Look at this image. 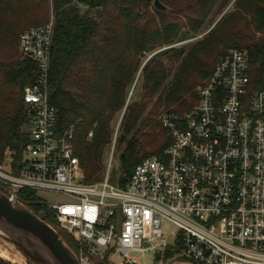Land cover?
Wrapping results in <instances>:
<instances>
[{
  "label": "built area",
  "instance_id": "1",
  "mask_svg": "<svg viewBox=\"0 0 264 264\" xmlns=\"http://www.w3.org/2000/svg\"><path fill=\"white\" fill-rule=\"evenodd\" d=\"M51 19L19 35V51L39 76L22 92L29 118L21 160L15 164L7 149L0 162L3 192L17 200L21 189L65 195L66 202L45 203L111 264L114 256L138 264L131 254L154 250L153 264H264V89L251 87L247 51L229 48L191 109L161 114L170 143L139 162L125 186L110 181L119 124L103 178L87 183L74 128L58 131L49 99ZM76 255L78 264H95L82 248Z\"/></svg>",
  "mask_w": 264,
  "mask_h": 264
},
{
  "label": "trees",
  "instance_id": "2",
  "mask_svg": "<svg viewBox=\"0 0 264 264\" xmlns=\"http://www.w3.org/2000/svg\"><path fill=\"white\" fill-rule=\"evenodd\" d=\"M160 1L165 9L146 0H0V162L7 149L15 164L21 160L29 118L22 92L39 76L37 63L19 51V35L47 22L51 3L49 99L58 110V131L74 128L87 183L103 178L120 117L112 183L125 186L139 162L162 154L170 137L161 114L195 106L197 87L229 48L247 51L251 87L264 89V0ZM232 1L233 9L223 13ZM214 12L223 15L203 38L175 45L195 36ZM18 199L75 254L82 248L92 257L96 249L61 228L38 192L21 189ZM101 257L98 264H111L107 251ZM0 264L12 262L0 258Z\"/></svg>",
  "mask_w": 264,
  "mask_h": 264
},
{
  "label": "water",
  "instance_id": "3",
  "mask_svg": "<svg viewBox=\"0 0 264 264\" xmlns=\"http://www.w3.org/2000/svg\"><path fill=\"white\" fill-rule=\"evenodd\" d=\"M146 1L157 9L166 8L160 0ZM0 238L13 245L26 264H78L77 255L54 227L1 190Z\"/></svg>",
  "mask_w": 264,
  "mask_h": 264
},
{
  "label": "rangeland",
  "instance_id": "4",
  "mask_svg": "<svg viewBox=\"0 0 264 264\" xmlns=\"http://www.w3.org/2000/svg\"><path fill=\"white\" fill-rule=\"evenodd\" d=\"M233 1L228 5V7L223 11V13H225L228 10L233 9V5H232ZM51 4H49V7H48V12L49 11L50 12H49V20H47V22L52 20L51 18H52L53 13H52ZM223 13L218 14V12H214L211 16V21H207L206 23H204L202 25L200 31L195 36L190 37L189 39H187L183 42L177 43L175 45H177V46L188 45L191 42H194V41H197L198 39L203 38L210 31V29H212L215 26V24L221 18ZM47 22H45V23H47ZM150 57H151V55H148L146 57V59H148ZM139 76H140V73L137 76V80H138ZM141 82H142V79L139 80V83H138V86H137V89L135 92L136 94H139L141 91V88H142ZM120 119H121V117L115 123V129L117 128L118 124H120ZM110 148H111V145H109V147L107 149V156H108L109 151H111ZM38 195L40 197H42V200L44 202H46L47 204H57V203H62V202L68 201V198L65 195L58 194V193L40 191V192H38ZM168 226H169V224L166 223L165 227L167 228ZM60 227L65 229L61 225H60ZM165 238H167L166 235H165ZM91 252L92 253L94 252L92 257H91V260L95 264H98L99 260L102 258L100 251L96 249L95 251H91ZM155 253H156V251L154 250V251H149L145 254L134 253V254H131V256H133V258L137 259L138 264H153L155 262V255H156ZM20 257H21V254L14 248L13 245L6 243L2 238H0V258H2L5 261H8L10 263L12 262V264H26V262L23 261ZM120 262H121V259L118 258L117 256H114V264H120Z\"/></svg>",
  "mask_w": 264,
  "mask_h": 264
},
{
  "label": "bare ground",
  "instance_id": "5",
  "mask_svg": "<svg viewBox=\"0 0 264 264\" xmlns=\"http://www.w3.org/2000/svg\"><path fill=\"white\" fill-rule=\"evenodd\" d=\"M20 258H21L23 261H25V260H24V258L22 257V255H21V257H20ZM25 262H26V261H25ZM25 262H24V263H25Z\"/></svg>",
  "mask_w": 264,
  "mask_h": 264
}]
</instances>
